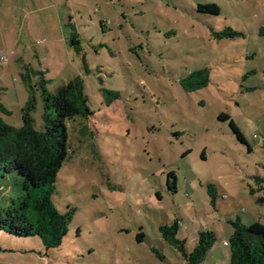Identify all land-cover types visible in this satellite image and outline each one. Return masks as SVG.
Returning <instances> with one entry per match:
<instances>
[{
  "label": "rangeland",
  "instance_id": "1",
  "mask_svg": "<svg viewBox=\"0 0 264 264\" xmlns=\"http://www.w3.org/2000/svg\"><path fill=\"white\" fill-rule=\"evenodd\" d=\"M200 4H216L220 14L199 13ZM71 11L62 7L51 36L32 35L33 56L14 62V74L12 56L0 63V104L12 113L0 117L15 127L28 84L38 127L41 80L51 93L84 81L92 115L69 123L70 159L52 198L60 212L75 211L70 231L49 251L37 237L0 233V264H184L159 230L175 221L188 252L200 230L215 234L201 264H229L231 222L264 224V190L251 193L253 177L264 179V0H75ZM228 28L241 36L214 38ZM205 68L208 86L185 91L181 82Z\"/></svg>",
  "mask_w": 264,
  "mask_h": 264
},
{
  "label": "trees",
  "instance_id": "2",
  "mask_svg": "<svg viewBox=\"0 0 264 264\" xmlns=\"http://www.w3.org/2000/svg\"><path fill=\"white\" fill-rule=\"evenodd\" d=\"M197 10L213 16L220 14L216 4H200ZM69 26L72 31L70 45L77 53H81L78 34L72 25ZM261 35L264 36V29ZM213 36L223 40L234 39L241 34L228 28L222 32H213ZM41 81L42 126L37 127L33 118L37 99L36 89L31 84H28L30 97L21 110L22 126L15 127L0 117V233L18 238L37 237L45 250L49 251L62 245L69 234L75 212H60L52 202L58 174L70 159L69 123L78 117L88 120L92 111L81 77H75L55 93L48 91L45 79ZM209 82L210 71L205 68L192 72L181 85L185 91L192 92L207 87ZM0 112L7 117L12 115L2 104ZM219 120H228L238 141L248 145L228 115L221 114ZM248 148L251 152V147ZM253 180L256 189L251 188V193L262 192L264 179L256 176ZM175 185L176 177L171 173L168 175V186L173 189ZM210 194L214 197L211 189ZM259 201L263 203L264 198ZM231 225L233 233L224 242L228 244L224 246L229 249V264H264V224L256 222L247 226L238 218ZM179 229L178 221L159 228L163 239L181 254L184 264H201L217 243L215 234L210 230H200L194 249L188 252L186 242L177 239ZM143 237L142 233L138 235L139 243Z\"/></svg>",
  "mask_w": 264,
  "mask_h": 264
},
{
  "label": "crops",
  "instance_id": "3",
  "mask_svg": "<svg viewBox=\"0 0 264 264\" xmlns=\"http://www.w3.org/2000/svg\"><path fill=\"white\" fill-rule=\"evenodd\" d=\"M74 6L75 0H0V57L5 54L8 64L10 56L13 57L12 74L14 62L25 63L33 56L29 47L32 35L42 32L51 36L55 29L51 27L52 21H63L62 7L71 11ZM3 75L1 72L0 79L5 78Z\"/></svg>",
  "mask_w": 264,
  "mask_h": 264
},
{
  "label": "built area",
  "instance_id": "4",
  "mask_svg": "<svg viewBox=\"0 0 264 264\" xmlns=\"http://www.w3.org/2000/svg\"><path fill=\"white\" fill-rule=\"evenodd\" d=\"M8 62V58L5 54H3L1 57H0V63H7ZM256 138V137H255ZM225 246H227L228 244L227 243H224Z\"/></svg>",
  "mask_w": 264,
  "mask_h": 264
}]
</instances>
